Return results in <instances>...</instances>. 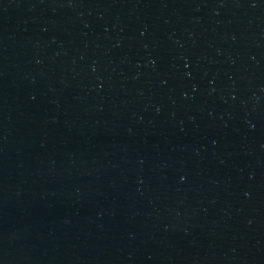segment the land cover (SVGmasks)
I'll return each instance as SVG.
<instances>
[{"label":"water","instance_id":"water-1","mask_svg":"<svg viewBox=\"0 0 264 264\" xmlns=\"http://www.w3.org/2000/svg\"><path fill=\"white\" fill-rule=\"evenodd\" d=\"M0 264H264V0H0Z\"/></svg>","mask_w":264,"mask_h":264}]
</instances>
